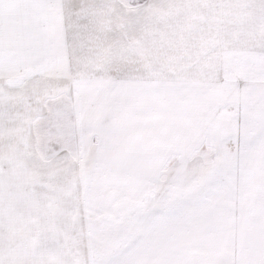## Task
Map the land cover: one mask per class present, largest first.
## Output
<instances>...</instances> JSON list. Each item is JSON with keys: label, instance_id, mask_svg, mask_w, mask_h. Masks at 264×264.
<instances>
[{"label": "snow or ice", "instance_id": "1", "mask_svg": "<svg viewBox=\"0 0 264 264\" xmlns=\"http://www.w3.org/2000/svg\"><path fill=\"white\" fill-rule=\"evenodd\" d=\"M0 264H264V0H0Z\"/></svg>", "mask_w": 264, "mask_h": 264}]
</instances>
